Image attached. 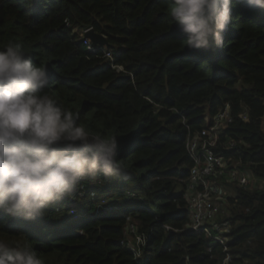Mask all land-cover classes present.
<instances>
[{
	"label": "trees",
	"instance_id": "obj_1",
	"mask_svg": "<svg viewBox=\"0 0 264 264\" xmlns=\"http://www.w3.org/2000/svg\"><path fill=\"white\" fill-rule=\"evenodd\" d=\"M168 8L169 0H0V43L21 44L48 69L59 101L116 137L130 174L100 189L85 185L83 198L44 219L0 218V238L28 243L43 264H223L219 245L184 227L187 140L225 106V136L235 144L216 152L263 184L229 185L220 216L231 224L229 264H264V11L235 3L223 48L197 52L184 46ZM87 28L106 38L122 71L101 51H86ZM93 191L120 210L95 214ZM130 227L145 239L139 257L127 246Z\"/></svg>",
	"mask_w": 264,
	"mask_h": 264
},
{
	"label": "clouds",
	"instance_id": "obj_2",
	"mask_svg": "<svg viewBox=\"0 0 264 264\" xmlns=\"http://www.w3.org/2000/svg\"><path fill=\"white\" fill-rule=\"evenodd\" d=\"M237 2L264 11V0H169V22L187 49L220 50ZM50 89L43 64L19 43H0V218L44 219L63 211L85 185L100 189L130 179L116 137L94 131ZM0 264L43 260L28 243L0 238Z\"/></svg>",
	"mask_w": 264,
	"mask_h": 264
},
{
	"label": "built area",
	"instance_id": "obj_3",
	"mask_svg": "<svg viewBox=\"0 0 264 264\" xmlns=\"http://www.w3.org/2000/svg\"><path fill=\"white\" fill-rule=\"evenodd\" d=\"M90 29H84L80 33V41L86 51L91 54L101 51L103 57L109 60L112 69L117 72L122 71L120 67L115 66L112 55L109 51H106V48L98 45L91 47L90 41L83 38L84 34ZM241 118L246 120L245 110ZM230 122L231 111L228 106H225L223 110L211 118L210 124L199 133L194 134L193 137L188 138L186 144L193 167L189 170L188 187L185 196L189 220L184 227V231L195 234L201 233L205 239L219 245L225 254L223 264L230 260L229 251L227 252V250L229 244L228 236L231 231L229 222L220 221V216L222 215L221 207L228 197L225 194V189L230 184L251 188L255 185L249 179H252L253 176L250 173L241 172L232 157L216 152L219 147L224 150H230L234 147L235 143L225 136V130ZM223 137L227 141L220 142V138ZM256 181L258 180L255 179ZM109 208L110 210L100 213L111 214L120 210L116 207ZM72 215H75V212H72ZM74 217L78 218L79 216L75 215ZM164 229L166 231L170 230L168 227H164ZM129 230L128 233L134 238V242L127 243L128 249L136 257H139V246L143 245L142 247H144L145 239L134 234L132 227Z\"/></svg>",
	"mask_w": 264,
	"mask_h": 264
},
{
	"label": "rangeland",
	"instance_id": "obj_4",
	"mask_svg": "<svg viewBox=\"0 0 264 264\" xmlns=\"http://www.w3.org/2000/svg\"><path fill=\"white\" fill-rule=\"evenodd\" d=\"M244 172H246V171H244ZM248 173V172H247ZM249 174V173H248ZM249 176V175H248ZM251 176V175H250ZM250 180H251V182H252V184L253 183H255V185H253L254 187H256V184H258L257 186H260V187H263V184L260 182V183H257L258 181H256L255 182V179L254 178H249ZM248 186H251V185H248ZM251 188V187H250ZM225 194H226V196H228V197H230L231 196V191L229 190V186H227L226 187V189H225ZM79 196H81V198H83V196H82V193H79L78 194ZM227 197V198H228ZM86 200V199H85ZM69 202L70 201H72V200H68ZM92 201H95V202H93L96 206L99 204V206H98V208L100 209V210H98L95 214H100V212H102V211H106V210H110V208L109 207H106V205H107V202L104 200V199H102V198H100V199H98V196L96 195V199H89L88 200V202H92ZM86 203V202H85ZM109 205H110V202H109ZM222 208V207H221ZM220 209V208H219ZM112 212V211H111ZM118 212V211H117ZM117 212H115V213H117ZM222 212V211H221ZM115 213H111L112 215H114ZM69 215H71L72 217L73 216H75V215H77L76 213H75V215H72V211H69ZM74 218V221H79L80 220V217H78V218H75V217H73ZM127 241L128 242H134V238L131 236V235H128L127 236ZM142 246L143 245H140L139 247H140V249L142 248ZM229 251V249L227 250V252ZM229 262H230V260L226 263V264H229Z\"/></svg>",
	"mask_w": 264,
	"mask_h": 264
},
{
	"label": "water",
	"instance_id": "obj_5",
	"mask_svg": "<svg viewBox=\"0 0 264 264\" xmlns=\"http://www.w3.org/2000/svg\"><path fill=\"white\" fill-rule=\"evenodd\" d=\"M84 39H88L91 43V47H95V46H102L104 48H108L109 44L106 40V38L102 35H99L97 33H95L92 29H90L89 31H87L84 36ZM169 234L171 235H175L176 237H180V234L173 231V230H169Z\"/></svg>",
	"mask_w": 264,
	"mask_h": 264
}]
</instances>
